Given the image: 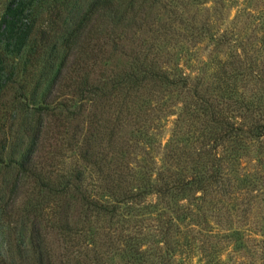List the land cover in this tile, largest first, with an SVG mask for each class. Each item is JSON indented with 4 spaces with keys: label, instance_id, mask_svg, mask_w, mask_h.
Here are the masks:
<instances>
[{
    "label": "rangeland",
    "instance_id": "obj_1",
    "mask_svg": "<svg viewBox=\"0 0 264 264\" xmlns=\"http://www.w3.org/2000/svg\"><path fill=\"white\" fill-rule=\"evenodd\" d=\"M80 1L39 0L30 40L40 27H49V39L30 42L35 69L20 73L0 101V146H23L33 125L44 124L36 159L45 164L47 180L68 184L60 216L71 220L72 233L41 223L55 264H264V141L232 151L233 163L222 167L230 179L225 193L193 185L150 192L119 202L111 216L85 211L80 198L85 191L109 203L122 196L118 187L135 189L150 172L154 182L161 172L165 187L209 170L213 125L200 97L181 80L200 84V96L225 113H240L236 99L264 104V0H132L124 5V22L108 35L96 32L101 22L93 15L83 23L95 26L90 37L80 30L64 42L59 35ZM64 56L60 81L44 86L45 67ZM147 67L168 79L146 78L105 94L98 89L115 73ZM43 88L52 89L50 103L41 101ZM54 105L57 110L46 109ZM8 156L0 151L3 163ZM13 175V168L0 167V185ZM21 185L17 205L29 194L41 196L33 179ZM20 222L0 216V264L1 256L17 254L22 239L27 242L28 228L20 229Z\"/></svg>",
    "mask_w": 264,
    "mask_h": 264
},
{
    "label": "trees",
    "instance_id": "obj_2",
    "mask_svg": "<svg viewBox=\"0 0 264 264\" xmlns=\"http://www.w3.org/2000/svg\"><path fill=\"white\" fill-rule=\"evenodd\" d=\"M131 1L118 0L121 5L116 7L117 2L115 3L114 0H81L77 7H73L68 12V19L71 21L70 25L65 26V33L60 34L59 38L63 37L64 42L69 41L80 30L85 31L90 37L94 32L95 26L91 25L85 28L83 23L89 21L93 15H97L101 22L97 26L96 32L108 35L114 25L124 22L126 18L124 5ZM38 3L39 0H4L0 12V101L4 96V90L19 82L20 73L31 74L35 69L34 66L38 63L30 61V59L33 60L36 57V45L30 42H37L39 38L43 40L45 34L50 30L49 27H40L38 29L41 33L40 36L30 40L36 22L35 12ZM45 39L47 40L49 37ZM87 41L89 40L86 39ZM55 49L56 46H53L50 50L53 51ZM24 55L27 57L23 60ZM65 58L67 56H64L58 63L47 64L41 75L45 76L43 78L44 86L50 82L56 83L60 81L61 68L65 65ZM53 66L56 67L54 68ZM222 72H225L224 67ZM166 77H168L166 73L150 67L142 68L141 72L139 69L128 68L115 73L109 84L104 83L102 86H98V89L101 94H105L110 88H117L116 86H118L117 89L120 91L124 88L128 90L134 88L146 78L160 79ZM181 81L182 86L192 89L193 93L200 97L202 113H206L207 110L209 122L213 125L211 151L209 152L213 160L210 163L209 170L193 171L187 177L179 178V181L168 185L165 184V187L159 185V181L162 178L161 172L157 171L155 182L151 179L152 173L150 172L142 184H139V182L136 184L135 189H128V185H125V188L118 187L120 190L116 188L117 192L121 193L122 196H114V201L109 203L91 197L85 194V191H81V207L85 206V211H93L97 215L111 216L117 211L119 202L141 198L150 192L164 193L166 190L191 187V185L202 192L210 186L219 189L222 193L229 191V185L227 184L230 181L229 175L223 172L222 167L225 166V161L230 163L232 160L233 163V159L237 155L232 151L243 148L242 146L238 147V145H242L245 142L251 144L254 140L264 141V104H253L236 99L235 102L237 105L239 104V109L241 108L240 113L229 114L228 110L225 113L217 104L213 105L214 103L207 96H200L201 93L197 91V87L200 84L196 83L192 87L188 83L187 78H183ZM223 83L225 85L223 88H226L228 81ZM51 90L43 88L40 91L39 95L43 103L46 104L52 101L51 96L53 94ZM32 94H35V92H32ZM60 105L66 106L61 102ZM58 106L54 105L51 109H46L55 111ZM67 112L70 113V110ZM51 114H55V112H51ZM43 125L42 123L33 125L30 130V139L23 146H20L21 144L19 143L7 144L5 141L0 146L1 152H9L7 162L3 163L2 158H0V167L5 166L14 169V175L9 178H3L2 185H0V216H3L8 221L20 220V229H23V231L28 228L27 242L25 243V240L22 239V247L17 249V254L1 256V264H55L50 248L45 244V239L42 236L41 223L44 221L48 225L50 221V225H55L65 230L64 236L72 233L74 228L68 217L62 220L60 216L64 214L63 211L65 209L62 207L61 200L63 194L68 190V184L60 185L58 181L47 180L44 177L45 173L42 171V166L45 164H40L41 160L36 159L39 134L43 130ZM227 148H230L231 153H223V150ZM260 162L262 161L260 160ZM30 179H33L41 187V196H31L29 194L25 197V200L17 205L15 199L20 192L21 184ZM166 228H168V224H166ZM167 252L166 254L169 258L171 250ZM163 263V261L160 262V264Z\"/></svg>",
    "mask_w": 264,
    "mask_h": 264
}]
</instances>
